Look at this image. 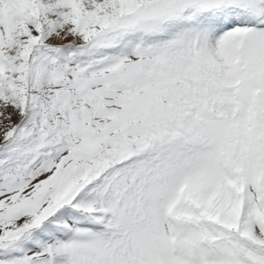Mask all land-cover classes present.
<instances>
[{
	"label": "snow or ice",
	"instance_id": "snow-or-ice-1",
	"mask_svg": "<svg viewBox=\"0 0 264 264\" xmlns=\"http://www.w3.org/2000/svg\"><path fill=\"white\" fill-rule=\"evenodd\" d=\"M0 264H264V0H0Z\"/></svg>",
	"mask_w": 264,
	"mask_h": 264
}]
</instances>
